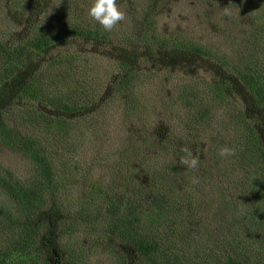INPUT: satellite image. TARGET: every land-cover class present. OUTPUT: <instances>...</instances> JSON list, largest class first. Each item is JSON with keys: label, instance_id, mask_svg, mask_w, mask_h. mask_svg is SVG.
Returning <instances> with one entry per match:
<instances>
[{"label": "trees", "instance_id": "trees-1", "mask_svg": "<svg viewBox=\"0 0 264 264\" xmlns=\"http://www.w3.org/2000/svg\"><path fill=\"white\" fill-rule=\"evenodd\" d=\"M93 2L0 0V151L27 164L24 174L0 165V264H88L84 255L104 249L107 239L105 249L121 264H264L259 39L239 33L224 46H207L183 31L162 36L152 17L167 0H144L136 14L140 26L105 31L88 15ZM15 14L23 18L18 39ZM233 19H225L230 28L236 27ZM183 52L215 63L212 83L182 78L173 95L165 92L156 104L135 97L142 78L168 81V58ZM230 76L251 100L238 117L227 114L233 87L238 89ZM22 101L53 113L40 106L14 109L12 124L10 107ZM113 104L120 112L131 106L146 125L143 137L131 133L128 159H118L126 175L101 189L88 181L100 156L79 160L77 129L89 120L101 125ZM219 122L235 148L225 157L231 164L226 174L190 168L184 160L199 151L208 149L216 161L215 140L205 132ZM22 126L27 128L20 131ZM121 148L114 153L121 155ZM76 185L83 187L79 199L66 195ZM80 233L96 234V241L76 244Z\"/></svg>", "mask_w": 264, "mask_h": 264}, {"label": "rangeland", "instance_id": "rangeland-1", "mask_svg": "<svg viewBox=\"0 0 264 264\" xmlns=\"http://www.w3.org/2000/svg\"><path fill=\"white\" fill-rule=\"evenodd\" d=\"M143 1L144 0L117 1L118 6L122 7L120 10L124 13V19L122 20L123 23H118L113 30L115 29L116 32L119 33L123 30L122 28L130 30V27L133 26L134 23L135 26L139 25L140 20L136 19V14L138 9L143 5ZM148 1L154 0H147L149 4L150 2ZM156 10L152 18H155L156 28L158 33L162 36L183 31L186 33L185 35L195 43H202L207 46H224V41H226L229 36L243 33L248 38L254 39L253 36L258 38L260 41V50L264 53V0H167L166 4ZM45 12L46 11L39 12L40 14L37 16L40 17L44 15ZM218 16H220V18ZM231 16H233V21L236 23L235 28H230L229 25L225 23V19ZM15 17L16 23L12 32L13 38L18 39L24 31V27L22 26L23 18L16 14L13 15V18ZM84 17H87L86 14ZM260 26H262L263 31ZM243 30L247 31V33ZM256 30H260L261 32H257ZM78 42L79 40L75 41L72 47L77 48L78 45L76 43ZM69 48L70 44L68 43V49ZM56 51L57 49L54 52ZM98 53L101 54L102 52L98 50ZM182 54L183 56L176 55L173 59L168 58L170 60L168 61L170 68L165 72L169 76L168 81L155 79L153 81L147 80L142 83V80H144V78H142L141 82L137 83L138 87L135 92V97L139 99L140 97H146L154 102L157 100L155 102L156 104L159 103V97L165 92L168 93L169 97L173 95L175 92L174 89L182 83V78L186 79L185 81L193 79L200 80L205 84L213 82V75H215L218 70L214 65L215 63L209 62L203 57H195L194 55H189L184 52ZM228 79H230L232 84H237L238 89L235 90L236 87H233L234 95L230 99V106L232 109L228 111L227 114L238 117L240 109L246 107L251 100L248 97L249 93L239 87L238 80L234 79L232 76L228 77ZM38 106L41 107V110H47L53 113V110L45 105H37V103L22 101L19 104L11 105L10 108L12 109L10 114L12 116H10L9 120L12 124L16 123L14 109H21L22 107L37 108ZM113 106L114 107L111 108L112 110L107 111L104 115V122H101V125H99L95 119L89 120V122L87 121L84 126H80L77 129V138L80 140L77 142V145L81 150L79 153V160L81 162L84 160V163H86L93 156H100L97 161L100 162L98 168L101 170L98 172V168L95 167L88 181L89 183L91 181V184L97 182L95 187L100 185L101 189H104L107 185H111L116 181L115 177L122 175L121 173L126 175V171L124 170L125 167H121L123 162L118 159H128V155L131 152L130 147H128L131 133L135 130L138 138L143 137L142 132L146 125L145 121L142 119L144 118L143 116H133V112H130L131 106H129V110L122 108L121 112L113 111L117 104H113ZM134 117L136 118L133 119ZM220 117H222V115L218 118ZM108 118L109 122L107 124L106 121H108ZM221 123L222 122H219L218 125L212 123L205 132L209 142L215 140L212 152L216 156V161H213L212 157L208 155V149L203 152L199 151L196 156H193L199 159V164L194 168L195 170H199L201 166H210L211 168L216 167V173L226 174V168L230 167V161L220 156L219 152L220 149L224 147L233 150H235V148L232 146L233 144L231 143L230 137L228 135L223 136L219 127ZM224 124L227 123L224 122ZM26 128L22 126L19 127V130L23 131ZM36 132L41 134L42 131L36 129ZM47 136L50 137L51 134L47 133ZM203 144L206 145V147L208 146L206 143ZM120 147H123L121 148V155L114 153ZM218 163L220 164L217 165ZM0 165L11 168L21 174H24L27 169V164L20 156L14 153L12 154L7 150L0 151ZM219 166H225L224 172H219ZM102 169H105V171L101 172ZM80 189L81 185H76L71 188L66 195L74 196L79 199L83 187L81 190ZM90 194L95 196L96 199H99L97 193V196L94 192ZM199 213H201V210ZM96 238V234L88 235L80 233L74 241L76 244L87 247L92 241H96ZM109 242L110 240L107 239L106 244H109ZM105 247L102 249L101 246H98L96 250H92L88 256L87 254L84 255L86 263L121 264V259L114 254L111 255L109 249H105Z\"/></svg>", "mask_w": 264, "mask_h": 264}, {"label": "clouds", "instance_id": "clouds-1", "mask_svg": "<svg viewBox=\"0 0 264 264\" xmlns=\"http://www.w3.org/2000/svg\"><path fill=\"white\" fill-rule=\"evenodd\" d=\"M88 15L101 25L105 31H111L124 19V13L120 10L117 0H94L92 6L88 10ZM184 151L187 150L184 149ZM219 155L228 157L235 155V152L233 149L224 147L220 149ZM184 163L194 169L198 166L199 159L192 157L190 160L185 159Z\"/></svg>", "mask_w": 264, "mask_h": 264}]
</instances>
